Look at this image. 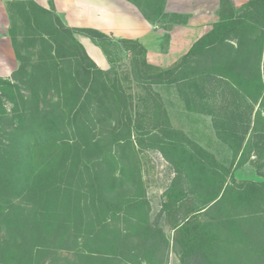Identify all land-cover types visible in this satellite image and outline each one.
<instances>
[{
  "label": "rangeland",
  "instance_id": "obj_1",
  "mask_svg": "<svg viewBox=\"0 0 264 264\" xmlns=\"http://www.w3.org/2000/svg\"><path fill=\"white\" fill-rule=\"evenodd\" d=\"M132 1L151 10L155 23L183 19L154 13L153 0ZM229 1L240 8L247 0ZM28 6L9 3L15 61L0 79L16 82L26 64L16 52L30 61L45 53L41 42L24 46L20 12ZM42 20L33 26L38 33L46 28ZM88 38V50L79 41L90 59L118 73L132 122L107 98L100 105L91 96L77 128L69 118L79 105H63L51 90L37 106L21 71L17 87L0 84V264H192L159 213L169 194L172 210L196 221L197 264H264V25L243 23L164 82L154 78L162 68L142 65L137 49L109 35ZM68 53L61 46L58 60ZM228 62L244 78L258 63L261 88L238 90L206 72ZM50 110L56 132L36 139L30 124L43 126Z\"/></svg>",
  "mask_w": 264,
  "mask_h": 264
},
{
  "label": "trees",
  "instance_id": "obj_2",
  "mask_svg": "<svg viewBox=\"0 0 264 264\" xmlns=\"http://www.w3.org/2000/svg\"><path fill=\"white\" fill-rule=\"evenodd\" d=\"M28 1L31 6H28L27 11L23 9V13L20 12V17L26 24V30L22 33L24 46L26 48L35 47L41 42L46 44L45 53L40 51L37 54L36 60H31V62L30 59L28 60L25 57L21 58L22 56L16 52V56L20 59L21 63L26 61V64L24 63V65L16 71L12 79L17 82V73L19 71L22 72H19L21 74L20 81L21 79H25L22 83H25L29 92L32 90V93L28 98L34 99L37 106L40 101V94L45 97V95H47L51 90L58 96L60 102L62 100L63 105L65 102H70L73 108L79 105L73 112L72 117L69 118L77 128H81V125L83 124V122L78 120L79 114L81 113V110L85 109L86 102L87 100H91V96H93L92 99L98 100L100 105H102L103 101L107 98L112 103V109L114 112H117L118 115H121L120 112L125 113L127 125L130 124L132 122V118L128 113V108H126L130 96L125 91L123 85L118 81V73L111 70L103 71L97 67L88 56L81 42L75 37V33H80L96 40L98 38H106L107 35L93 28L68 27L63 24L53 9H46L38 5L33 0ZM153 2L156 3L153 8L154 13L158 15L164 13L165 0H153ZM157 5L159 8H157ZM137 6L139 7V4H137ZM139 8L148 20L155 23L156 19L152 18L151 14L148 12L151 10H144L141 7ZM40 13L42 14V17H40ZM40 18L41 20L44 18L42 22L45 24L46 28H44L45 31L38 33L34 30L33 26L39 24L41 21ZM245 22L264 25V0H247L240 8L235 7L229 0H221L219 20L213 24L212 28L208 32L204 33L191 45L187 53L184 54L178 62L173 64L171 67L158 69L159 74L154 78L157 79L156 81L158 82H164L165 80L172 81L176 79L183 62H185L189 57L211 50V48H215V46L226 43L229 36L233 32L237 31ZM15 35L16 32L13 31L11 33L13 40L15 39ZM118 40L123 42L124 45H128L126 46L127 50L131 51V49H137L139 51V54L143 57L141 63L142 65L154 67L147 61L146 48L139 41L133 39ZM61 46H66L67 51L69 52L66 55L69 57L66 61H64L62 57L61 59L63 61L58 60V57L60 58L61 55H59ZM258 60L260 63V59ZM29 61V66L31 68L27 71L25 69V65H28L27 62ZM72 62H74L73 68H71ZM61 63H67V65L61 66ZM233 63L235 62H230V64ZM137 65V60H134V67L136 70ZM206 72H211L213 79L219 81L220 79H223L227 85H236L237 89L239 87L246 91H252L257 90V88L262 86V84H256V81L262 80L260 66L258 63L254 65V68H251L250 74L247 78L236 74L233 67H230L229 62L228 65L216 63L213 67L206 68ZM16 82L9 79H0L2 87H17L18 85ZM110 96H112V98H110ZM122 104L125 106L123 110H120V105ZM63 105H61L60 108H62ZM262 106L264 107V103H262ZM99 109L101 110L102 108L98 105L96 111H99ZM102 110L107 112L105 109ZM48 114L49 115H45V119L41 118L43 123L40 122L39 124H43V126L40 127L38 124L34 123L30 124L29 129H31V135H39L36 139H43L46 134L56 132V112L54 110H50ZM61 116L63 117L62 113ZM33 129L38 130V134H34ZM30 138L32 139L34 137ZM26 141H29V139H26ZM1 192H3V190L0 188V193ZM171 197L172 196L169 194V199L162 203L159 213L169 219V223L174 230L176 240L181 246L183 257L188 260L192 258V264H197V257L201 254L199 238L195 232L196 221L188 215V213H181L180 210H172L173 207L170 201ZM111 204H109V206H112Z\"/></svg>",
  "mask_w": 264,
  "mask_h": 264
},
{
  "label": "crops",
  "instance_id": "obj_3",
  "mask_svg": "<svg viewBox=\"0 0 264 264\" xmlns=\"http://www.w3.org/2000/svg\"><path fill=\"white\" fill-rule=\"evenodd\" d=\"M11 1L0 0L1 75H7L15 61L8 31ZM33 1L46 9H53L68 27L93 28L116 39L139 41L146 48L147 61L160 68H168L178 62L191 45L219 20V0H165V13L183 16V19L167 25L148 20L132 0ZM75 37L87 49L86 40L89 38L77 33Z\"/></svg>",
  "mask_w": 264,
  "mask_h": 264
}]
</instances>
